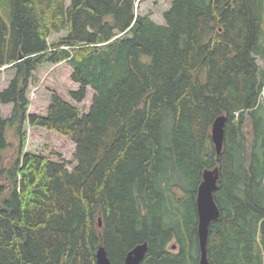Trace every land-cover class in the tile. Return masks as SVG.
<instances>
[{
    "label": "trees",
    "instance_id": "1",
    "mask_svg": "<svg viewBox=\"0 0 264 264\" xmlns=\"http://www.w3.org/2000/svg\"><path fill=\"white\" fill-rule=\"evenodd\" d=\"M8 2L0 264H96L100 246L120 264L143 242L140 264H198L196 192L215 166L208 262L264 264V0H172L164 23L135 14V0ZM63 61L78 84L70 99L93 90L88 110L51 92L44 115L29 113L33 73ZM26 123L69 138L74 166L25 152ZM8 127L19 139L4 163Z\"/></svg>",
    "mask_w": 264,
    "mask_h": 264
},
{
    "label": "rangeland",
    "instance_id": "2",
    "mask_svg": "<svg viewBox=\"0 0 264 264\" xmlns=\"http://www.w3.org/2000/svg\"><path fill=\"white\" fill-rule=\"evenodd\" d=\"M70 0H66V5ZM172 0H135L134 13L146 15L157 23H164L163 13L169 8ZM6 4L8 7H6ZM0 12L7 23L10 19L8 0H0ZM66 30L51 33L48 42H56L65 35ZM257 63L264 68L263 63L258 59ZM72 68L66 62L56 64L45 63L34 73L33 82L27 90L29 105L27 111L38 115H44L50 102L51 92H56L65 100L74 104L81 112H86L91 103L93 90L87 88L85 98L81 102L70 99L68 92L76 90L78 84L70 79ZM13 76V70L1 69L0 71V91L6 87L9 79ZM12 109L11 103L0 105V117L9 116ZM25 132L24 151L33 154H42L54 161H63L68 169L75 164L74 143L66 136L41 127H31L27 123L23 128ZM6 138L9 146L4 151V163L11 161L16 155L18 137L13 129L7 128Z\"/></svg>",
    "mask_w": 264,
    "mask_h": 264
},
{
    "label": "water",
    "instance_id": "3",
    "mask_svg": "<svg viewBox=\"0 0 264 264\" xmlns=\"http://www.w3.org/2000/svg\"><path fill=\"white\" fill-rule=\"evenodd\" d=\"M22 56H19L21 59ZM225 115L217 116L211 126V140L215 146L217 154L222 150L224 136ZM219 175L218 167L205 169L202 173V179L197 187L195 204L197 213V239L199 247L198 264H209L207 259L206 242L208 225L219 217V210L214 201L213 193L217 189ZM100 225V219H99ZM175 246L173 245L172 248ZM147 249L146 242L135 245L130 249L122 263L120 264H140ZM96 264H113L105 249L100 246L96 251Z\"/></svg>",
    "mask_w": 264,
    "mask_h": 264
},
{
    "label": "bare ground",
    "instance_id": "4",
    "mask_svg": "<svg viewBox=\"0 0 264 264\" xmlns=\"http://www.w3.org/2000/svg\"><path fill=\"white\" fill-rule=\"evenodd\" d=\"M219 116V115H218Z\"/></svg>",
    "mask_w": 264,
    "mask_h": 264
}]
</instances>
